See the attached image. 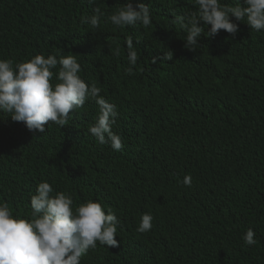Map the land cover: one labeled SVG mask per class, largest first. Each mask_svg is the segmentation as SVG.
I'll list each match as a JSON object with an SVG mask.
<instances>
[{"label": "trees", "instance_id": "16d2710c", "mask_svg": "<svg viewBox=\"0 0 264 264\" xmlns=\"http://www.w3.org/2000/svg\"><path fill=\"white\" fill-rule=\"evenodd\" d=\"M127 2L0 0V59L76 55L81 78L116 105L112 130L123 141L116 151L89 133L92 100L44 133L0 111V202L30 219L46 181L74 206L110 208L119 247L97 242L80 264H264V30L233 18L235 37H208L204 25L192 51L176 17L197 11L194 0H132L148 4L152 24L120 28L108 17ZM97 6L104 15L93 29L81 18ZM128 38L138 52L131 74ZM145 213L153 228L142 233ZM249 228L253 246L242 239Z\"/></svg>", "mask_w": 264, "mask_h": 264}, {"label": "clouds", "instance_id": "9594fccd", "mask_svg": "<svg viewBox=\"0 0 264 264\" xmlns=\"http://www.w3.org/2000/svg\"><path fill=\"white\" fill-rule=\"evenodd\" d=\"M95 3V0H91ZM197 11L179 15L176 21L187 33L185 47L196 51L201 34L215 37L221 30L235 37L239 24L244 22L252 30H264V0H235L225 4L221 0H194ZM104 13L100 7L94 14L81 18V22L91 28H99ZM115 26H142L152 24L148 4L139 3L135 7L132 0L118 8L108 17ZM210 26V27H209ZM128 49L127 69L132 73L138 61V52L133 40L126 41ZM117 57L121 50H112ZM172 53H166L164 60H171ZM157 59H153L156 63ZM81 64L76 55H36L29 61L13 63L0 59V111L9 113L13 121L23 122L30 132L44 133L51 124L64 128L69 121V113H76L92 100L99 107L96 122L88 129L101 145H110L119 151L123 147L120 135L113 132L118 110L115 104L102 96L95 84L89 86L79 73ZM57 81L53 83V81ZM185 186H191L192 177L183 178ZM54 192L48 182L37 187L31 196L30 219L14 216L6 202H0V264H80L81 258L89 250L100 245L119 247L117 240V215L109 208L107 214L100 202L89 200L74 206V200L65 192ZM153 216L142 215L138 231L148 232L153 228ZM255 232L249 228L242 239L246 246L257 243Z\"/></svg>", "mask_w": 264, "mask_h": 264}]
</instances>
